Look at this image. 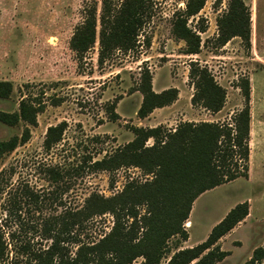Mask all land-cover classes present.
<instances>
[{
  "label": "rangeland",
  "instance_id": "374dc122",
  "mask_svg": "<svg viewBox=\"0 0 264 264\" xmlns=\"http://www.w3.org/2000/svg\"><path fill=\"white\" fill-rule=\"evenodd\" d=\"M91 1H97L99 8L100 0ZM185 1L157 0L151 20L140 33L138 47L127 53L117 51L100 65L97 42L82 58L69 48V40L84 18L83 0H0V82L12 85L10 96L0 98V112L17 111L22 99L36 98L45 104L44 111L37 115V126H28L29 140L0 158V234L6 243L8 234L15 236L1 264H11L15 257L17 264H22L23 245L38 249L50 244L38 230L43 219L78 210L90 194L111 198L128 182L151 179L130 166L113 172L93 171L90 167L132 140V126H162L173 131L182 122L231 123L232 116L243 107L237 87L243 78H248L250 84L251 186L238 178L200 195L191 213L192 228L188 229L189 221L184 225L190 236L188 245L205 241L209 228L235 204L251 198L254 207V199L257 202L261 192L256 185L264 184V0H243L251 12L249 50L238 38L221 48L215 44L216 19L226 10L228 0L218 6L216 0H206L199 15L188 21L190 27L196 26L199 19L206 26L196 56H185L184 43L171 35L173 15L184 9ZM146 38L149 46L143 44ZM190 61L206 66L226 90V101L218 114L191 106L193 89L187 78ZM145 68L151 73L155 92L176 88L179 95L174 105L156 110L147 121L140 122L135 115L141 102L136 88ZM52 98L61 100L60 105L51 106ZM111 104L119 116L115 121L110 120L107 110ZM61 122L66 123L61 141L46 151V129ZM25 126L0 123V141L20 136ZM152 143L149 140L146 144ZM48 170H55L59 177L55 179ZM113 222L110 214L88 221L80 242H97L111 230ZM234 240L242 245L234 246ZM176 241L173 238L168 243L170 254ZM254 243L248 231L230 235L221 243V250L231 254L219 264H244ZM78 246L69 245L71 256ZM143 262L137 258L132 264Z\"/></svg>",
  "mask_w": 264,
  "mask_h": 264
},
{
  "label": "trees",
  "instance_id": "16d2710c",
  "mask_svg": "<svg viewBox=\"0 0 264 264\" xmlns=\"http://www.w3.org/2000/svg\"><path fill=\"white\" fill-rule=\"evenodd\" d=\"M83 21L70 40L69 48L82 58L99 45L98 63L101 65L115 52L127 53L139 45L143 27L151 20L157 0H83ZM222 0H216L215 5ZM206 0H186L184 9L175 12L171 35L185 45V56L200 52V34L206 32L203 21L190 27L188 21L199 15ZM218 47L234 38L240 39L245 49H250L251 12L243 0H228L227 8L216 19ZM149 46L146 38L143 44ZM188 82L193 89L192 107H199L210 114L220 112L226 101V90L220 86L206 66L197 61L188 63ZM237 87L243 97V107L231 119V123L182 122L173 131L162 126L145 128L132 126L133 135L123 147L110 156L91 164L93 171L113 172L123 166L138 168L150 176L143 183L131 181L111 198L90 194L78 210H66L49 216L38 227L43 239L50 242L45 248L21 246L22 264H132L137 258L143 264H217L229 252L222 251L218 241L227 235L248 215V203H238L210 231L205 241L180 249V243L188 240L185 223L194 201L203 193L238 178H248L250 142V84L248 78L240 80ZM136 92L141 102L136 116L146 119L156 109L171 106L178 100L176 88L159 93L152 89V76L147 68L140 72ZM12 93L9 82H0V98ZM50 105L57 107L61 100L52 98ZM45 109L39 99H22L12 113L0 112V123L14 127L24 123L20 136L0 141V158L24 145L30 138L28 126H37V115ZM110 120L119 116L115 105L108 106ZM66 123L61 122L46 129L43 148L49 151L61 141ZM151 140V146L146 143ZM55 179L59 173L48 170ZM3 173H0V181ZM143 208V214L140 209ZM110 214L111 230L97 242L83 243L79 237L85 224L95 217ZM6 243L0 234V264L4 262L8 245L14 241V233L8 234ZM177 238L170 254L168 243ZM78 244L74 256L69 245ZM15 257L11 264H17ZM244 264H264V244L253 250Z\"/></svg>",
  "mask_w": 264,
  "mask_h": 264
},
{
  "label": "crops",
  "instance_id": "0c3cea01",
  "mask_svg": "<svg viewBox=\"0 0 264 264\" xmlns=\"http://www.w3.org/2000/svg\"><path fill=\"white\" fill-rule=\"evenodd\" d=\"M178 101V100H177ZM176 101V102H177ZM175 102V103H176ZM174 103V104H175ZM174 104H172V105H174ZM140 105V104H139ZM171 105V106H172ZM171 106H168V107H171ZM168 107H165V108H168ZM138 108H139V106H138ZM138 108H137V110H138ZM162 109H164V108H162ZM162 109H156V110H162ZM156 110H154V111H156ZM154 111H153V113H154ZM152 113V114H153ZM219 113V112H218ZM218 113H216V114H218ZM152 114H150V116L152 115ZM135 115H136V112H135ZM215 115V114H214ZM148 118V117H147ZM147 118L146 119H143V120H141V119H138L137 118V120L138 121H140V122H144V121H147ZM150 127H154V126H150ZM248 177H249V170H248ZM243 179H245V178H243ZM247 182H248V184H249V178H247V179H245ZM264 181V180H263ZM250 185V184H249ZM251 186V185H250ZM254 186V185H253ZM254 188V187H253ZM256 189H259V190H261V192L258 194V196H257V202H255V199H254V202H253V204H254V207H253V205H251V202H250V199L251 198H249V199H247L246 201H241L240 203H243V202H247L248 203V215L246 216V218L242 221V222H240L239 224H237L227 235H225L224 237H222L219 241H218V243H217V245L220 247V249H221V243L223 242V241H225V239L226 238H228L230 235H232V234H235V233H237V231H239V230H243V231H248L249 232V235H250V238H252V239H254L255 240V243H254V245H253V247H252V250L250 251V256H251V254H252V252H253V250L254 249H256V248H258V247H260V246H262L263 244H264V240L260 243V245H257V243H258V241L259 240H261L263 237H264V184H258V185H256ZM197 200V199H196ZM195 200V201H196ZM194 201V202H195ZM236 205V204H235ZM193 208H194V203H193V205H192V209H191V211H190V214H189V218H188V220L187 221H189L190 222V227L188 228V229H190V228H192V226H193V223H192V221H191V213H193ZM233 207H231V208H229V209H227L226 211H225V213L218 219V221H216L214 224H213V226H211V228H209V230H208V232H207V234L205 235V237L204 238H207V236L209 235V233H210V231H211V229L217 224V223H219V221H221L224 217H225V215L230 211V209H232ZM188 231V230H187ZM189 238H190V236L188 237V240L187 241H185V242H182V244L180 245V249H184V248H191V247H193V246H195V245H197L199 242H196V243H193V244H191V245H188V241H189ZM233 243H237L236 245H234V246H241L242 245V243L239 241V240H234L233 242H232V244ZM223 251V250H222ZM226 252H228V251H226ZM230 253V252H229ZM231 254V253H230ZM250 256H249V258H250ZM248 258V259H249ZM224 261V260H223ZM223 261H221V262H223ZM221 262H219V263H221ZM219 263H217V264H219Z\"/></svg>",
  "mask_w": 264,
  "mask_h": 264
}]
</instances>
